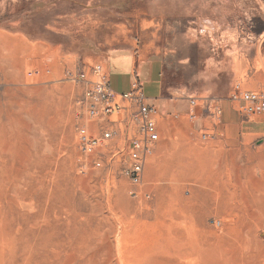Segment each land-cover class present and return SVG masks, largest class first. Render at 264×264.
I'll list each match as a JSON object with an SVG mask.
<instances>
[{
    "label": "rangeland",
    "instance_id": "obj_1",
    "mask_svg": "<svg viewBox=\"0 0 264 264\" xmlns=\"http://www.w3.org/2000/svg\"><path fill=\"white\" fill-rule=\"evenodd\" d=\"M126 52L147 63L118 93ZM153 63L168 106L145 93ZM99 67L155 108L138 182L139 103L94 98ZM244 91L264 92V0H0V256L264 264V114Z\"/></svg>",
    "mask_w": 264,
    "mask_h": 264
},
{
    "label": "built area",
    "instance_id": "obj_2",
    "mask_svg": "<svg viewBox=\"0 0 264 264\" xmlns=\"http://www.w3.org/2000/svg\"><path fill=\"white\" fill-rule=\"evenodd\" d=\"M97 74L101 81H97L95 84V88L92 89L91 94L97 100H107L112 101L117 97L125 98V99H134L139 103L138 116L141 120V125L139 128L140 137L134 141V145H132V149L130 152V161L131 165V173L133 180L135 182L139 181V175L141 169H143L142 156L151 149V145L153 142L159 139V134L157 131L156 123L152 118V113L155 111V108L146 105L145 98L143 96L142 90L138 87H133L134 90L130 93H126L124 95L117 94L110 86L109 79L106 75L102 74L101 67L97 68ZM233 100H237L241 102V109L247 115L256 116L260 114H264V92L258 91H244L241 95L233 94L231 97ZM197 105V98L191 97V106ZM115 108H119V104L114 105ZM111 133H105V137H110Z\"/></svg>",
    "mask_w": 264,
    "mask_h": 264
},
{
    "label": "crops",
    "instance_id": "obj_3",
    "mask_svg": "<svg viewBox=\"0 0 264 264\" xmlns=\"http://www.w3.org/2000/svg\"><path fill=\"white\" fill-rule=\"evenodd\" d=\"M148 61V60H147ZM112 62L114 64H119V74L117 78V83L113 84L112 77ZM147 63L145 60H141L140 56H136L133 52L118 53L111 58V61L108 62L107 66L109 67V74L111 79L112 88L118 93H125L131 89L134 76L138 74H143V68L141 65ZM129 64V70L127 71V65ZM140 65V66H139ZM150 70V79L145 84V93L149 97H152L156 100L157 103L161 104L162 107L168 106L164 99L162 98L163 84L160 80L159 72H157L156 65H149ZM137 74V75H138ZM148 98V97H147ZM164 111V109H163Z\"/></svg>",
    "mask_w": 264,
    "mask_h": 264
},
{
    "label": "bare ground",
    "instance_id": "obj_4",
    "mask_svg": "<svg viewBox=\"0 0 264 264\" xmlns=\"http://www.w3.org/2000/svg\"><path fill=\"white\" fill-rule=\"evenodd\" d=\"M0 264H6V261L0 256Z\"/></svg>",
    "mask_w": 264,
    "mask_h": 264
}]
</instances>
